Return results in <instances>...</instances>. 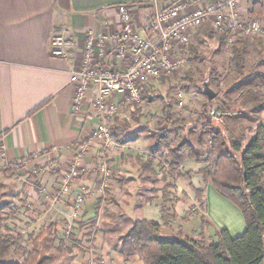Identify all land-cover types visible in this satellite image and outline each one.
Masks as SVG:
<instances>
[{
  "label": "crops",
  "instance_id": "0c3cea01",
  "mask_svg": "<svg viewBox=\"0 0 264 264\" xmlns=\"http://www.w3.org/2000/svg\"><path fill=\"white\" fill-rule=\"evenodd\" d=\"M255 1L258 0L243 2L239 9L243 18L251 17L249 11ZM188 2L192 8L208 0ZM122 4L134 10L136 25L144 36L146 21L153 12L150 0H0V182L4 186L10 182L15 188L13 198L17 205L6 224L25 228L24 234L31 231L35 237L54 224L40 246L41 259L48 258L50 264H146L140 254L122 251L123 237L139 218L161 224L165 237L174 235L179 226L189 236L199 235L200 207L193 187L205 189V214L211 223L207 233L225 229L237 237L246 229L241 209L213 185L205 184L198 174L202 165L199 159L187 158L182 162V173L191 171V175L170 180L164 176L151 178L147 173L141 175L142 168L138 175L144 180L133 186L127 161L143 158L144 152L130 142L126 145L119 142L120 153L105 155L110 167L115 168V183L110 189L102 190L100 178L91 170L76 181V186L92 187L95 195L85 206L84 222L74 223L71 231L63 229V225L72 222L76 191L63 194L62 177L72 162L78 141L98 124L88 103L78 112L73 110L76 85L71 81L72 71L79 61L87 29L92 28L98 34L118 29L121 25L118 7ZM259 19L264 22V17ZM56 31L67 32L74 41L68 60L51 54L50 42ZM250 44L249 52L257 51L264 57V38L256 37ZM245 79L246 76L233 80L230 89L236 87L242 92ZM256 83L264 84V70ZM254 110L264 122V106L259 104ZM238 117L237 113L219 114L215 120L226 127L223 131L232 140L242 141L246 146L256 127L245 132L237 130L243 123H239L242 120ZM17 159L26 160L27 165L16 180L13 172L17 169L10 162ZM157 161L158 158L153 164L155 170ZM163 170L166 173L167 169ZM169 182L174 183L168 192L177 217L170 226H165L161 201ZM140 185L150 187L139 203L135 195L140 196L136 189Z\"/></svg>",
  "mask_w": 264,
  "mask_h": 264
},
{
  "label": "trees",
  "instance_id": "16d2710c",
  "mask_svg": "<svg viewBox=\"0 0 264 264\" xmlns=\"http://www.w3.org/2000/svg\"><path fill=\"white\" fill-rule=\"evenodd\" d=\"M249 16L264 17V4L255 1L249 11ZM208 30H211V37L214 34L217 35L221 48L232 47L233 60L237 63L244 60L245 55L249 52L252 39L258 37L240 38L235 43L230 44L225 33L213 26ZM197 49L196 46H192L190 58L196 57ZM221 85L217 81L219 88ZM148 87L149 85L143 92L142 102L132 105L137 110H140L144 102L152 100ZM221 89L223 90V88ZM263 92L264 84H261L258 90L247 91L245 98L257 102L259 105L264 100ZM210 101L216 106L213 109L216 116L240 112L239 109L231 106L232 98L229 95L222 96L219 91L218 95ZM154 117L158 118L159 122L155 131L158 135V142L160 140L168 141L170 128L211 129V148L206 153L205 161L201 160L198 148L187 135L181 137L176 133L172 139L175 144L166 145V162H163L165 164L159 162L164 169H167L164 178L170 180V178L191 175V171L182 173L181 164L187 158L203 161L198 174L205 184L213 185L222 196L241 209L245 218L246 229L243 234L237 237H232L225 229H216L212 234L207 233L206 228H209L211 223L205 214L207 209L205 189L193 187L197 194L199 211L202 212L200 214L201 230L199 235L189 236L183 226H179L174 235L165 237L162 235L163 227L161 224L154 220L139 218L134 221L132 227L123 237L122 251L126 254H140L146 264H264V122L256 124L253 137L244 146L242 141L232 140L223 131L227 130L226 127L224 129V125L220 124L215 128L216 120L213 115H211V120L191 122L182 110L173 111L172 105L167 102L161 113L155 114ZM115 118L118 116L116 115ZM113 122L110 128L116 137L121 128L114 126ZM200 144L201 146L206 145L203 139H201ZM156 152L160 153L158 147L154 149L153 154L148 155L145 161L140 159L144 172L156 174L153 167L157 159ZM173 185L172 182L166 185L161 201L165 226H170L177 217L174 211V203L170 201V193L168 192V189ZM3 187L4 184L0 182V190ZM9 218L5 219L0 215V264H40L41 242L47 235L51 234L55 225L53 224L39 233L32 240V249H26L21 245L24 235L17 233L16 227L7 226L6 221ZM13 247L23 249L24 257L22 260L6 263L5 259Z\"/></svg>",
  "mask_w": 264,
  "mask_h": 264
},
{
  "label": "built area",
  "instance_id": "2783aa9c",
  "mask_svg": "<svg viewBox=\"0 0 264 264\" xmlns=\"http://www.w3.org/2000/svg\"><path fill=\"white\" fill-rule=\"evenodd\" d=\"M150 1L153 12L146 21L144 36L136 25L134 10L125 4L118 7L121 16L118 29L100 34L87 29L71 76L76 85L72 106L78 112L88 103L98 124L78 141L72 162L62 177L61 192L76 191L72 222L63 225L66 231H71L74 223L84 222L85 206L95 195V190L88 185L76 186L82 175L88 170L94 172L101 180L102 190L113 185L114 173L105 155L120 153L122 148L110 128L114 117L141 103L148 85L163 77H174L188 63L187 47L203 25L210 24L225 33L230 44L249 36L264 38V22L259 17L241 16L239 9L245 0H208L192 8L188 0ZM73 44L67 32L56 31L50 42L51 54L68 60L72 57ZM176 98L182 110L184 94L178 92ZM87 155L91 160L85 159ZM10 164L25 168L27 161L17 159ZM15 231L26 232L25 228Z\"/></svg>",
  "mask_w": 264,
  "mask_h": 264
},
{
  "label": "rangeland",
  "instance_id": "374dc122",
  "mask_svg": "<svg viewBox=\"0 0 264 264\" xmlns=\"http://www.w3.org/2000/svg\"><path fill=\"white\" fill-rule=\"evenodd\" d=\"M209 28H211V25L205 24L197 31V34L193 37L191 43L187 47L189 61L174 75V77H163L149 85L148 89L150 91L149 94L152 97L151 101L144 102L140 110H137L135 106H130L123 112L119 113L117 115L118 118L114 119L113 125L121 128L116 136L117 141L125 145L130 142V145L144 152L143 156H141L143 157L141 158L142 160L146 159L145 156L153 153L156 147L160 149V153H155L158 158V161L155 164L158 174H151L144 172L143 170L141 175L147 173V176H150L151 178L164 176L165 172L161 164H165L163 162H166V145L175 144L172 142V139L176 133L181 137L187 135L198 148L201 160L203 159V161H205L207 158L206 153L211 148V129L185 130L170 128L168 130V141L160 140L158 142V135L155 131L157 130L159 122L158 118L154 117V115L160 114L162 108L167 102L172 105L173 111H178L179 108L177 106L176 98L178 92L184 94L185 107L182 111L191 122L197 120H200L201 122L211 120V115L215 113L213 109L216 106L211 104V99H209L204 92L205 82H208L209 86L217 92V95L219 91L222 96H232L234 103L232 102L231 106L242 110L237 113V116H239L238 119L242 120L241 122L239 121V123L243 122L241 127L236 125L238 126L237 130L245 132V130L252 129L253 127H256L257 123L261 122L259 115L254 110L258 106L257 102L246 100L245 93L249 90L259 89L260 86L256 83V80L260 73H263L264 57L261 53L258 54L256 53L257 51H253L248 52L241 63L235 62L233 60L232 47L228 46L221 48L217 35L214 34L213 37H211V30L209 31ZM193 45L198 49L196 51V57L193 58L192 56V58H190ZM241 75L246 76V83L242 84V89L244 90L242 92L239 90L237 91L235 90L236 87L230 89L233 80L240 79ZM217 81L222 84L221 88H223V90L217 86ZM238 85L240 86L241 83H238ZM260 104L264 106V100ZM214 115H216V113ZM218 126L219 123L215 121V128ZM201 139L204 140L206 145L201 146ZM203 161L201 162L202 164L204 163ZM159 162H161V164ZM127 163H129L127 166L129 167L128 172H130V176L128 177L133 180L132 183L133 186H135V183H138L139 180H144V178H141L138 175L140 169H142L140 158L134 157L133 159H129ZM16 169L17 170L13 172V177L17 180L24 174L23 172H25V168L16 167ZM111 169L115 175V168L113 169V167H111ZM7 183L8 184H5L3 189L0 190V215L5 219L8 217L11 218L17 208V205L15 204L16 202L13 198L15 188L13 189L9 185L10 182ZM148 187L141 185L136 187V189L139 190L138 195L140 196L135 195V198L139 197V203L144 199V196L148 194ZM133 188L135 189V187ZM137 208L140 210L139 208H141V206H138ZM200 213L202 212L199 211V215ZM34 237L35 234L31 231L28 232V234H24L21 241L22 247L32 249V240ZM23 257V249L13 247L5 259V262H16L22 260ZM50 262L51 261H49L48 258L43 257L40 264H50Z\"/></svg>",
  "mask_w": 264,
  "mask_h": 264
},
{
  "label": "water",
  "instance_id": "95a60500",
  "mask_svg": "<svg viewBox=\"0 0 264 264\" xmlns=\"http://www.w3.org/2000/svg\"><path fill=\"white\" fill-rule=\"evenodd\" d=\"M204 92L208 96L209 99H214L217 96V92H215L208 84V82L204 83Z\"/></svg>",
  "mask_w": 264,
  "mask_h": 264
}]
</instances>
